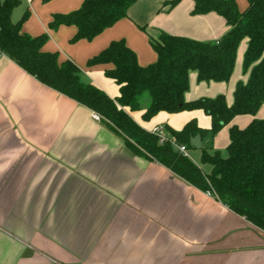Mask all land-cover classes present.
<instances>
[{
    "label": "crops",
    "instance_id": "1",
    "mask_svg": "<svg viewBox=\"0 0 264 264\" xmlns=\"http://www.w3.org/2000/svg\"><path fill=\"white\" fill-rule=\"evenodd\" d=\"M83 1L21 0L11 19L27 12L21 31L46 33L43 51L76 63L82 81L111 97L119 89L104 70L113 65H87L111 40L123 38L147 66L157 59L149 38L160 32L214 41L228 30L216 12L192 14L194 0L173 7L164 5L167 0H137L126 17L90 41L71 43L75 26L51 29L49 23ZM235 2L241 11L248 5ZM247 43L239 44L228 81L198 82L190 71L184 99L214 97L229 82L224 97L231 105L234 85L248 77L242 70ZM142 104L131 116L148 131L180 130L191 119L199 127L211 124L202 109L159 112L145 121L141 115L148 104ZM92 112L0 52V264H264V230L215 195L131 151ZM254 118H264V101L254 115H236L222 127L213 148L227 146L232 124L243 128Z\"/></svg>",
    "mask_w": 264,
    "mask_h": 264
},
{
    "label": "trees",
    "instance_id": "2",
    "mask_svg": "<svg viewBox=\"0 0 264 264\" xmlns=\"http://www.w3.org/2000/svg\"><path fill=\"white\" fill-rule=\"evenodd\" d=\"M135 1L84 0L69 13L55 14L49 27L75 26L77 31L70 42L90 41L126 17ZM180 1L167 0L164 5L173 7ZM20 2L0 0V52L43 85L99 113L101 121L119 135L131 151L165 166L202 192L215 195L230 210L264 230V118H254L243 128L236 124L229 127L226 157L218 150L213 153L203 150L201 161L211 166L207 173L172 143L160 142L158 135L146 130L131 116V112L143 109L142 100L146 94L149 102L141 115L145 121L159 112L170 114L202 109L211 119L208 129L200 128L196 119L187 121L180 130L165 127L176 143L188 148L191 147L190 137L208 133L215 136L234 116L254 115L264 101V0H248L243 11L235 0H194L192 14L216 12L224 18L227 32L214 41L160 32L149 38L157 59L147 66L138 63L135 52L123 38L111 40L105 49L90 57L87 65H113L106 68L104 74L117 84L119 94L116 97L82 81L80 69L73 61H60L57 52L43 51L48 39L46 33L33 36L21 31L27 12L18 21L11 19L12 10ZM244 39L248 43L242 70L248 77L245 82L237 81L234 85L231 105L223 94L185 100L190 71L196 72L198 82L230 79L237 48Z\"/></svg>",
    "mask_w": 264,
    "mask_h": 264
},
{
    "label": "rangeland",
    "instance_id": "3",
    "mask_svg": "<svg viewBox=\"0 0 264 264\" xmlns=\"http://www.w3.org/2000/svg\"><path fill=\"white\" fill-rule=\"evenodd\" d=\"M234 71L235 70L233 68V72ZM228 83L229 82H226V83H223L222 84V85H224V90L225 91H222L220 93V94H223L225 97L226 96L228 97V88H229ZM148 102H149V96L146 94L145 97L142 100V103H146L147 104ZM200 128L208 129L209 128V125L206 126V127H204L201 124V127ZM213 137L214 136H212L210 133H208L207 135H205L204 140H203V145H202L201 149L200 148L199 149H196V148L188 147V149H189V158L192 161H196L201 166V168L204 171H206L207 173L211 171V166H210V164L201 161L202 154H203V150H206L207 153H213L214 151H217L218 150L219 153H220V155L222 157H226L228 155V151H227L226 145H224L222 147L221 146L220 147H217V149L216 148H213V144L211 143ZM219 144H221V142H219Z\"/></svg>",
    "mask_w": 264,
    "mask_h": 264
},
{
    "label": "built area",
    "instance_id": "4",
    "mask_svg": "<svg viewBox=\"0 0 264 264\" xmlns=\"http://www.w3.org/2000/svg\"><path fill=\"white\" fill-rule=\"evenodd\" d=\"M92 117L97 121H100L102 119L101 115L95 111L92 112ZM150 132L154 135L155 134L158 135L160 142L168 141L172 143L175 146V148L179 150L180 153H182L186 157L188 156L187 147H185V145L183 144L176 143L175 139L172 136H170L168 133H166L163 127L155 126V128H153Z\"/></svg>",
    "mask_w": 264,
    "mask_h": 264
},
{
    "label": "water",
    "instance_id": "5",
    "mask_svg": "<svg viewBox=\"0 0 264 264\" xmlns=\"http://www.w3.org/2000/svg\"><path fill=\"white\" fill-rule=\"evenodd\" d=\"M201 139V134H196L195 136L190 137V146L199 149L201 147Z\"/></svg>",
    "mask_w": 264,
    "mask_h": 264
}]
</instances>
